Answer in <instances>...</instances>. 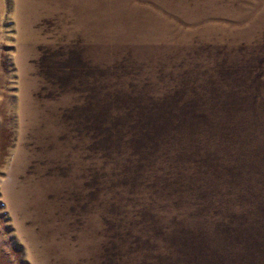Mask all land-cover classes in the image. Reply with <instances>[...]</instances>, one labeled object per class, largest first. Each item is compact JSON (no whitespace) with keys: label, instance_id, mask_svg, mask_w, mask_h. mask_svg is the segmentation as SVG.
Segmentation results:
<instances>
[{"label":"rangeland","instance_id":"1","mask_svg":"<svg viewBox=\"0 0 264 264\" xmlns=\"http://www.w3.org/2000/svg\"><path fill=\"white\" fill-rule=\"evenodd\" d=\"M185 86L264 89V0H0V264H156L213 229L173 194L208 182L218 137L144 115Z\"/></svg>","mask_w":264,"mask_h":264},{"label":"trees","instance_id":"2","mask_svg":"<svg viewBox=\"0 0 264 264\" xmlns=\"http://www.w3.org/2000/svg\"><path fill=\"white\" fill-rule=\"evenodd\" d=\"M184 91L190 90L185 86L179 91L182 94L177 92L170 107L151 105L144 115L149 118L161 111L167 117L168 126L160 134L187 127V137L179 144L199 133L204 136V131L211 133L206 137H218H214L216 152L206 156L215 168L203 172L202 180L208 182L194 190L185 181L182 189L174 186L180 179L172 184L179 203L186 202L193 211L203 210L208 219L212 216L213 229L169 234L156 264H264V89L226 91V99L210 104H201L199 97L192 99L195 102L187 96L182 99ZM244 96L252 100L245 101ZM211 117L216 120L213 131ZM151 131L147 133L152 137H143L151 145H160L164 139ZM217 174L224 176L216 180Z\"/></svg>","mask_w":264,"mask_h":264}]
</instances>
